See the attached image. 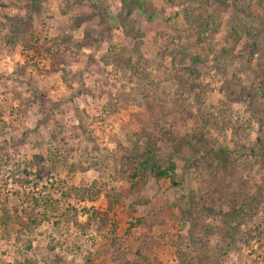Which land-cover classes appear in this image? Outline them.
<instances>
[{"label":"rangeland","instance_id":"1","mask_svg":"<svg viewBox=\"0 0 264 264\" xmlns=\"http://www.w3.org/2000/svg\"><path fill=\"white\" fill-rule=\"evenodd\" d=\"M194 130L254 198L228 238L195 208L208 154L161 142ZM143 136L175 184L127 178ZM180 258L264 264V0H0V264Z\"/></svg>","mask_w":264,"mask_h":264},{"label":"trees","instance_id":"2","mask_svg":"<svg viewBox=\"0 0 264 264\" xmlns=\"http://www.w3.org/2000/svg\"><path fill=\"white\" fill-rule=\"evenodd\" d=\"M190 118L194 121L193 116ZM141 138L143 147L135 149L136 157H133L135 159L128 158L133 161H128L131 166L129 167L130 173L127 178L129 180H142L146 175H151L156 180L169 179L172 184H175L176 182L172 179L175 174V163L172 154H169L167 157H161L157 152L159 137L151 139L148 136H143ZM161 142L175 154H179L182 149H188L192 153L200 149L208 154L210 164L206 165L208 177L205 179L206 184L203 188L205 191L206 187H208L210 191H207L202 198L200 194V202L195 203V208H203L205 210L203 216L215 220L213 222L216 225L211 223L212 227L207 225V230H210L212 234L215 231H220L223 238H228L232 233L236 232L235 230L240 229L241 223L252 208L254 198L246 188L239 171L233 167L228 150L223 146H219L210 137L201 135L196 130L186 132L183 135L170 133L169 136H166L165 132L163 133ZM192 163L193 161L188 159V164ZM204 176H206V173ZM131 184H136V181H133ZM88 191L90 194L92 193L91 190ZM109 192L110 194H107V192L105 197L111 198L110 204L116 203L118 201L116 193L111 190ZM82 194L85 195L86 193ZM193 204L194 201H191L190 204L184 203L180 206L178 209L179 222L191 221L202 217L196 216L197 218H195L192 214V211L195 209L193 208ZM196 213L199 214L198 209ZM197 222L195 221L194 224H197ZM209 228L215 229V231ZM182 263V259L180 258V264ZM140 264H149V260H143Z\"/></svg>","mask_w":264,"mask_h":264}]
</instances>
